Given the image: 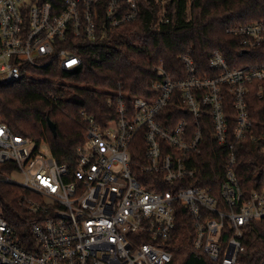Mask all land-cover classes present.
Listing matches in <instances>:
<instances>
[{
    "label": "built area",
    "instance_id": "1",
    "mask_svg": "<svg viewBox=\"0 0 264 264\" xmlns=\"http://www.w3.org/2000/svg\"><path fill=\"white\" fill-rule=\"evenodd\" d=\"M138 15L137 0H0V81H17L31 75L29 67L54 62L74 69L81 58L72 37L95 39ZM227 33L245 49L264 47L263 20L232 25ZM181 58L184 78L171 77L163 64L156 67L154 97L136 96L129 107L119 87L110 102L114 118L102 124L86 115L84 141L67 162L51 146L44 149L49 142L17 134L0 120V164L22 176L17 181L3 174L0 182L39 197L30 201L39 215L29 221L28 234L0 212V264H168L177 202L194 218V248L220 264H238L245 227L264 218V187L246 195L235 171L236 145L253 125L248 96L252 89L264 96V61L230 68L214 50L209 66L217 73L207 76L198 74L190 55ZM227 89L237 112L234 125L224 104ZM171 102L192 120L165 125L160 114ZM139 133L146 143L143 180L131 167L130 149ZM207 133L228 149L220 197L185 183L196 176L194 153L202 150Z\"/></svg>",
    "mask_w": 264,
    "mask_h": 264
},
{
    "label": "trees",
    "instance_id": "2",
    "mask_svg": "<svg viewBox=\"0 0 264 264\" xmlns=\"http://www.w3.org/2000/svg\"><path fill=\"white\" fill-rule=\"evenodd\" d=\"M39 1L61 4V0ZM137 2L139 15L135 20L105 29L95 39L71 38L73 51L81 58L78 67L63 69L59 62L44 67L31 66V75L14 82H0V120L17 134L38 143L49 142L60 160L67 162L84 141L85 116H93L102 124L114 118L116 109L110 102L116 100L119 87L123 88L129 107L136 96L154 97L157 92L152 81L159 65L163 64L171 77L181 79L187 75L181 58L184 54L193 58L198 74L207 76L217 73L209 66L214 50L223 53L230 68L264 61L263 46L245 49L241 47L240 38L227 33V28L235 24L264 21V0ZM224 104L227 117L234 125L237 112L229 89L225 92ZM248 109L253 125L249 135L236 145L235 164L246 195L264 187L261 138L264 135V96L258 97L255 89L248 96ZM161 116L168 126L170 120L173 123L184 117L192 120L185 108L177 107L173 102L162 111L160 119ZM48 118L56 123V135L48 125ZM202 119L209 121V118ZM205 140L202 150L194 153L198 168L196 176L185 183L206 186L213 195L220 197L228 149L216 143L210 133L206 134ZM130 151L133 173L143 180L147 177L142 172L146 162L143 134H138ZM7 173L9 170L0 164V175ZM167 188L170 186L165 185L164 189ZM38 198L22 186L0 182V212L22 234H28L29 221L38 218L39 214L29 207L31 199ZM175 211L176 227L167 241L173 260L168 264H220L194 248V218L188 209L177 202ZM243 246L238 264H264V218L252 220L245 227Z\"/></svg>",
    "mask_w": 264,
    "mask_h": 264
},
{
    "label": "rangeland",
    "instance_id": "3",
    "mask_svg": "<svg viewBox=\"0 0 264 264\" xmlns=\"http://www.w3.org/2000/svg\"><path fill=\"white\" fill-rule=\"evenodd\" d=\"M60 114H61V116H64V118H67V116L64 115L63 112H60ZM60 131H62V128H60ZM42 146H43L44 149L47 150V151H49L50 146H51V148H52V145H51L50 143H44ZM52 149H53V148H52ZM9 174L11 175V178H12V179H15V180H17V181H21V179H22V176H21L20 174H18V173H11V172H9Z\"/></svg>",
    "mask_w": 264,
    "mask_h": 264
},
{
    "label": "water",
    "instance_id": "4",
    "mask_svg": "<svg viewBox=\"0 0 264 264\" xmlns=\"http://www.w3.org/2000/svg\"><path fill=\"white\" fill-rule=\"evenodd\" d=\"M47 121H48V125H49L51 131L53 132L54 135H56L57 134L56 123L51 118H48Z\"/></svg>",
    "mask_w": 264,
    "mask_h": 264
}]
</instances>
